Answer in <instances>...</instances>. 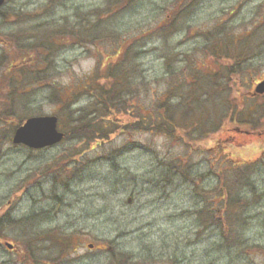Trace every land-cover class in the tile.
I'll return each mask as SVG.
<instances>
[{"label":"rangeland","instance_id":"374dc122","mask_svg":"<svg viewBox=\"0 0 264 264\" xmlns=\"http://www.w3.org/2000/svg\"><path fill=\"white\" fill-rule=\"evenodd\" d=\"M221 38H246L250 53L223 55ZM116 46L132 99L155 111L164 101L177 127L37 149L11 141L20 117L55 114L64 132L91 117L84 83ZM262 78L264 0H6L0 264H264V92L252 94Z\"/></svg>","mask_w":264,"mask_h":264},{"label":"trees","instance_id":"16d2710c","mask_svg":"<svg viewBox=\"0 0 264 264\" xmlns=\"http://www.w3.org/2000/svg\"><path fill=\"white\" fill-rule=\"evenodd\" d=\"M94 29L95 28L93 27L92 30L94 31ZM77 36L79 38L83 37V35ZM81 41L82 40L78 42L80 43ZM230 41L233 40L230 39ZM219 42L222 44V50L225 52L223 55L229 56V50L230 48H232L234 52L232 57H235L237 59V62L240 60L241 57L244 58L250 53V46L248 43H246V38L243 43H241L240 40H237L236 44L232 45L230 44V42L224 44V38H221ZM112 51L113 54L110 53L108 57L115 56V58H113V60H107L108 62L106 64H104L103 62L101 63V66H105V70L101 72L100 68L97 67L99 70L97 71V73H95L94 80L91 76L88 77L84 83L85 91L90 95L91 99L93 100L88 103L93 107L92 111L90 112L92 116L86 118V120L77 118V121L72 124L70 132H64L63 139L69 137L71 134L77 137H84V139L91 138L92 140H109L115 134H121L129 129L150 130L158 128L161 130H167L169 128V125H171L172 127L178 126V124L176 125L172 123V119L170 118L168 114L169 112L167 111L169 110L170 105H167V103H164L166 104L164 105V101H161L162 103L160 102V105L158 107L163 106L166 109H162L161 111H155L153 109L145 110V108L142 107L140 103H137L134 99H132L136 97V95L133 89V79H131L130 69L125 66L124 63V59L126 57L121 55L122 51L118 46H116ZM37 57L38 56L36 54L34 55L33 53H31V51H29V53H27L23 57V61L25 60L29 62V60H32L31 63L27 64L34 65V62L36 61L35 58ZM47 57H43V61H46ZM98 65L99 63H97V66ZM135 68L136 67L134 66L132 68V71H135ZM231 72H233V69H229L227 74H231ZM28 76L29 80L36 79V73L30 72ZM53 96H55V94ZM259 107L263 109L264 113V103L259 105ZM69 115H71L70 112ZM230 117H232V120L237 123L243 121L242 118H239L238 115H236L235 110ZM22 120L23 117L17 119L16 125L21 123ZM178 129L179 131H181L182 136L185 135L183 126ZM226 192L227 189H223V199H225L224 196H226ZM200 212L209 211L207 208H203L202 210H200ZM28 232L29 231H27V233ZM30 234L32 235V232H30ZM19 250V252L24 253V255L28 254L30 257H32L31 259L35 257L36 251L33 248H30L28 250V248L25 249L20 247ZM27 261L29 262L28 259Z\"/></svg>","mask_w":264,"mask_h":264},{"label":"water","instance_id":"95a60500","mask_svg":"<svg viewBox=\"0 0 264 264\" xmlns=\"http://www.w3.org/2000/svg\"><path fill=\"white\" fill-rule=\"evenodd\" d=\"M5 0H0V7ZM264 92V79L255 83L254 93ZM64 132L58 129L57 116L54 114L31 115L25 118L15 129L11 140L13 143L25 144L30 148H42L58 143ZM5 245L11 248L12 243ZM92 244H89L91 247Z\"/></svg>","mask_w":264,"mask_h":264},{"label":"flooded vegetation","instance_id":"af4514ba","mask_svg":"<svg viewBox=\"0 0 264 264\" xmlns=\"http://www.w3.org/2000/svg\"><path fill=\"white\" fill-rule=\"evenodd\" d=\"M208 174H210V173H208ZM207 224H213V225H215L214 219L213 220H208Z\"/></svg>","mask_w":264,"mask_h":264}]
</instances>
